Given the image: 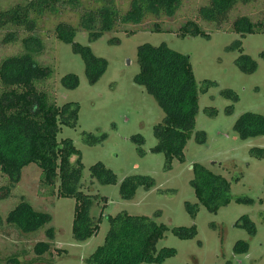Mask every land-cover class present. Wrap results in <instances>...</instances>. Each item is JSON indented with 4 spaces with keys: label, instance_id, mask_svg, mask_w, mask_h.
<instances>
[{
    "label": "rangeland",
    "instance_id": "374dc122",
    "mask_svg": "<svg viewBox=\"0 0 264 264\" xmlns=\"http://www.w3.org/2000/svg\"><path fill=\"white\" fill-rule=\"evenodd\" d=\"M22 1L0 0V4L9 8ZM80 1L84 4L75 0L59 1V12H49L43 17L38 32L43 36L46 49L38 58L54 69L52 81L57 104L73 102L79 106L77 124L61 125L58 139H71L81 152L84 164L81 189L98 195L90 214L102 218L100 229L84 241L75 238L76 198L58 196L59 181L55 195H48L38 164L25 166L14 186L0 169L2 261L7 264L18 258L21 264H89L86 258L104 242L109 231V216L127 211L156 217L158 222L165 223L168 230L158 248L173 247L176 250L174 256L162 262L140 264H264V135L243 139L234 130L241 114L250 111L264 115V59L260 56L264 50V33L242 36L233 28L238 15L264 19V0L238 4L231 11L229 20L220 26L206 22L199 15L200 7L208 0H185L174 15H151L139 24H123L121 30L106 32L95 41H90L88 30L79 26L75 41L90 45L97 56L108 61L106 71L95 83L87 77L82 55L73 50L72 43L60 40L55 32L60 21L77 25V11L94 2ZM115 1L123 11L130 8L131 0ZM188 20L199 23L206 35L182 37L180 28ZM156 23H161L163 29L150 30ZM238 39L242 40L243 52L257 60L256 71L244 72L236 64L241 51L228 47ZM145 42L153 45L165 42L188 54L200 88L207 81L215 83L207 90H201L195 129L184 148V159L174 157L170 167L166 153L157 150L155 133L156 125L163 122L165 113L154 95L135 81L140 71L138 46ZM20 49V42L0 44V62ZM69 73L79 77V85L75 88H67L62 83V78ZM226 89L233 90L237 98L227 97L223 93ZM200 130L206 132L205 142L198 140ZM85 133L93 136L86 138ZM98 162L116 173V183L101 184L92 176L91 167ZM195 163L222 174L231 183L232 200L218 212L209 210L196 197L191 184ZM136 174L151 176L155 184L150 188L141 185L133 198L123 199L122 180ZM104 196L107 201L103 200ZM22 197L35 209L49 212L52 221L30 233L8 223L9 212ZM188 203H198L195 216ZM245 215L255 223V233L249 231ZM193 225L196 226L194 237L184 238L173 231L174 227ZM49 227L55 229V238L51 241L46 233ZM240 240L248 242L247 252L235 251ZM39 241L51 242L50 250L42 255L35 251Z\"/></svg>",
    "mask_w": 264,
    "mask_h": 264
},
{
    "label": "trees",
    "instance_id": "16d2710c",
    "mask_svg": "<svg viewBox=\"0 0 264 264\" xmlns=\"http://www.w3.org/2000/svg\"><path fill=\"white\" fill-rule=\"evenodd\" d=\"M59 1L65 0H23L9 8H3L0 4V44L21 43L18 53L6 56L0 62V169L9 176L14 186L25 166L30 163L38 164L42 169V180L48 188V195L55 193L59 181L58 196L76 198L73 232L78 241H84L97 234L100 229L102 218H95L90 214L98 195L81 189L84 164L80 150L71 139H58L61 125L77 124L79 106L73 102L62 106L57 104L52 81L54 69L51 64L42 63L38 58L46 49L43 36L38 32V25L47 13L59 12ZM252 1L254 0H208L200 7L199 15L206 22L220 26L229 20L231 11L238 4ZM75 2L84 4L80 0ZM184 2L185 0H131L130 8L123 11L115 0H94L88 6V3L85 4L82 11H77V25L60 21L55 32L60 40L72 43L73 50L82 55L87 77L91 83H95L106 71L108 61L97 56L90 45L75 41L79 26L88 30L90 41H95L106 32L121 30L120 26L123 24H139L151 15H174ZM233 28L242 36L255 32L264 33V19L254 20L248 14L238 15L234 19ZM162 29L161 23L150 28L155 31ZM180 30L182 37L206 35L194 20L183 23ZM228 49L241 51L235 61L241 70L247 73L257 70V60L243 52L241 39L236 40ZM137 54L140 71L136 74L135 81L154 95L165 113L163 122L156 125L155 133L157 150L166 153L167 165L170 167L174 157L184 159V148L195 129L201 90L205 91L215 83L207 81L200 88L190 56L171 48L165 42L159 45L145 42L138 46ZM260 56L264 59V50ZM62 83L67 88H75L79 85V77L75 73H69L62 78ZM223 93L227 97L237 98V94L231 89L223 90ZM234 130L243 139L264 135V115L245 112L236 120ZM86 136L93 135L85 133ZM198 140L206 141L205 131H198ZM259 150L263 152V149ZM193 170L191 184L200 203L212 212H218L222 206L231 202V183L225 176L213 172L201 163H195ZM91 171L92 176L101 184L117 182L116 173L102 162L94 164ZM154 184V178L149 175H129L120 184L121 196L123 199H131L139 186L150 188ZM102 198L107 201V197ZM247 201L252 202V199ZM188 208L195 216L198 203H188ZM52 218L49 212L35 209L22 197L20 203L9 212L6 221L30 233L50 223ZM244 218L249 231L255 233V223L247 215ZM109 222L110 228L104 242L86 258L89 264L162 262L176 254L173 247L158 248L168 226L158 222L156 217L121 211L114 216L110 215ZM173 231L184 238L194 237L196 226L174 227ZM46 233L50 241L55 238L54 227H49ZM50 241H39L35 246L36 253L42 255L49 251ZM248 248V242L243 240L235 245L237 252H247ZM0 264H5L1 257ZM7 264L21 263L18 258H14Z\"/></svg>",
    "mask_w": 264,
    "mask_h": 264
}]
</instances>
